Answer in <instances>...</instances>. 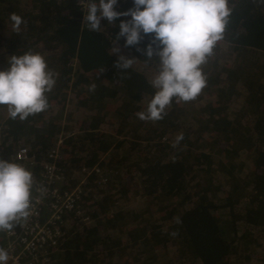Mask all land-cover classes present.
Masks as SVG:
<instances>
[{
	"label": "trees",
	"instance_id": "16d2710c",
	"mask_svg": "<svg viewBox=\"0 0 264 264\" xmlns=\"http://www.w3.org/2000/svg\"><path fill=\"white\" fill-rule=\"evenodd\" d=\"M78 1L0 0V70L11 56L31 50L58 74L47 111L20 121L0 106V160L33 174L32 199L45 163L58 169L60 190L85 181L80 215L64 216L62 236L45 249L49 261L42 256L40 262L264 264V75L254 64L246 73L243 67L230 73L227 64L215 75L213 66L203 71L200 106L174 101L162 120L141 121L135 113L154 95L152 75L141 66L158 62L124 47L121 38L117 45L137 62L125 72L116 68L110 48L119 28L102 20L100 32L88 30ZM228 6L221 41L238 56L264 55V0H228ZM132 7V0H118L116 11ZM11 14L25 21L19 32ZM151 38L145 35L137 47L143 50ZM208 65L214 60L202 66ZM55 150L60 158L52 159ZM137 197L140 207L132 204ZM5 243L0 232V247Z\"/></svg>",
	"mask_w": 264,
	"mask_h": 264
},
{
	"label": "clouds",
	"instance_id": "9594fccd",
	"mask_svg": "<svg viewBox=\"0 0 264 264\" xmlns=\"http://www.w3.org/2000/svg\"><path fill=\"white\" fill-rule=\"evenodd\" d=\"M80 4L84 12L82 25L88 30L100 32L102 20L119 28L110 48V55H117L116 68L125 72L137 62L120 54L116 45L121 38L124 47H135L147 57L146 61L154 57L157 60V70L149 80L154 95L144 110L135 113L139 120L152 123L162 120L174 101L187 103L200 96L207 86L201 66L223 39L231 14L228 0H132L133 7L126 12L116 11L118 0H81ZM120 17L130 19L116 25ZM9 19L14 32L25 23L16 14ZM145 35L152 38L141 50L137 46ZM57 75L40 53L29 50L11 56L8 67L0 70V106L6 107L8 118L24 121L47 111L48 93ZM95 88L93 83L89 91ZM181 140L183 134L176 137L173 147ZM33 186V174L25 166L0 160V232H10L32 214ZM9 260V252L0 247V264H8Z\"/></svg>",
	"mask_w": 264,
	"mask_h": 264
},
{
	"label": "built area",
	"instance_id": "2783aa9c",
	"mask_svg": "<svg viewBox=\"0 0 264 264\" xmlns=\"http://www.w3.org/2000/svg\"><path fill=\"white\" fill-rule=\"evenodd\" d=\"M80 2L81 0L78 5L84 14ZM49 157L60 158L56 150L52 151ZM57 170L53 164H44V182L37 187L36 196L32 199V214L26 221L20 222L18 230L5 231L6 243L3 248L10 255L8 264H42V256H45L43 261L47 263L49 256L45 249L55 246L62 236L59 225L64 216L70 212H75L77 218L80 215L81 187L85 181L81 180L71 191L60 190V186L55 183L60 179ZM41 189L46 191L42 192ZM80 219L87 220L83 215Z\"/></svg>",
	"mask_w": 264,
	"mask_h": 264
},
{
	"label": "rangeland",
	"instance_id": "374dc122",
	"mask_svg": "<svg viewBox=\"0 0 264 264\" xmlns=\"http://www.w3.org/2000/svg\"><path fill=\"white\" fill-rule=\"evenodd\" d=\"M1 32H2L1 34H5L4 31H1ZM116 46H118V45H116ZM121 52L123 53L122 55H124L126 57V55L124 54V51H121ZM114 55L117 58V55L116 54H114ZM237 57L239 58V60H236ZM210 58L212 60H214V65L201 66V68H202V71L205 72L207 69H212L213 66H216L213 69V75L220 72L223 69L222 67L224 65H227V64L228 65L231 64L230 65V67H231L230 73H235V71L237 69H242V67H243V73H246L244 70L245 69L248 70V68H252V65L254 64V71L257 73V75H260V74L264 75V55L259 54L258 51H256V52L255 51H253V52L249 51L246 53H242L240 56H238V53H236V51H234V49L231 46H229L228 43L226 44L225 42L219 41L213 50V55L208 58V61ZM156 62H157V60H156ZM236 62H240V64L236 65ZM138 67H140V66H138ZM141 68H142V71H144V73H146V74L148 73V74L152 75V77L154 75V72H156V69H157L155 66H152V69H149L147 67V65H142ZM141 68H140V70H141ZM153 68H156V69H153ZM201 98H202V96H200V99L198 98V100L196 102L194 101V103H193L194 107L200 106L203 103V101H201ZM104 127L108 130L111 129L110 125H108V124L104 125ZM239 157H242V155H240ZM79 174L82 176L83 179L85 177H87V175L85 173H83L82 171H80ZM134 201L137 202L136 205L134 204V202L132 203L135 207L136 206L140 207L141 203L143 205L142 200H140V202H139L138 197ZM138 203H139V205H138Z\"/></svg>",
	"mask_w": 264,
	"mask_h": 264
}]
</instances>
